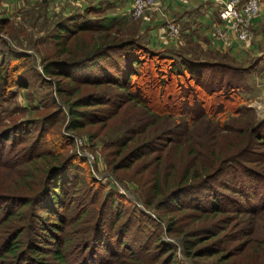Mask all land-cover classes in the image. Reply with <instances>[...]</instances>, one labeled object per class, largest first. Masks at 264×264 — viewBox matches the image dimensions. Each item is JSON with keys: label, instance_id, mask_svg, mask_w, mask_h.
<instances>
[{"label": "rangeland", "instance_id": "obj_1", "mask_svg": "<svg viewBox=\"0 0 264 264\" xmlns=\"http://www.w3.org/2000/svg\"><path fill=\"white\" fill-rule=\"evenodd\" d=\"M169 1L172 0H159L154 7L145 12L144 16L129 21L119 13L127 12L131 4L130 0H122V4L111 0H82L80 3L69 0H0V20L8 21L0 30V38L14 50L30 56L27 64L36 66L42 73L44 62L65 59L66 55L62 54L63 47L72 43L76 45L78 40L89 45L90 42L93 43L106 35L117 40H135L149 47V30L145 24L151 22L152 13H159L162 19L174 17L172 14L174 12L165 7V3ZM182 3H188V0H182ZM94 8H99V12L87 14ZM73 18L75 19L73 25L91 22L92 31L77 32L76 36L66 33L61 38V43L66 45L56 44L53 40L56 37L57 27L60 23H67ZM169 22L176 24L172 20ZM112 25L111 30L103 32ZM211 34L209 33L210 36ZM160 39L163 44L171 47L166 49L170 51L168 54L171 56L184 55L199 61L218 62L235 68L239 73L242 72L244 75V80L240 83L243 87L240 92L242 100L237 104H231L219 98L218 93L209 97L206 90L200 87L199 93L206 101L204 104L206 111L200 122L188 123L174 110L178 105L179 114L182 104L180 93L182 84L179 83L183 80L178 79V83L169 86L166 92V89L159 87L161 73L156 72L155 78L149 77L150 74L144 75L138 80L142 91L148 93L146 107L157 113V116L165 119L169 116V126L173 124L177 126L178 136L173 138V142L169 143L172 138H164L163 142H157L156 138L153 140L152 137L158 131L156 126L148 128L144 136L139 134L150 125L152 120L157 119L146 111L142 103H127L119 108L117 115L106 124H89L81 130L74 131L68 129V108L56 91V85L60 82L67 83V80L64 77H47L46 80L51 82V85L36 84L32 81L26 89H15L14 98L1 102L0 149L5 145V155L1 161L3 163L6 161L4 163L6 165L0 167V191L12 190L14 192L10 193H21L19 186L21 176L17 174L24 167L21 159L28 153L31 154L30 150L35 146V141L38 143L40 136L37 130L25 136L17 133L11 140L4 142L3 137L9 134L5 131L21 122H41L45 118L54 117L58 122L46 131L43 140L37 144V153L62 154L63 158L77 155L86 160L80 173L82 182L78 184L75 201L69 203L71 207L68 206L69 210L65 211L69 220L75 218L74 216L83 206L96 211L103 203L104 196L109 192H115L126 200L119 202L124 206V211L119 219L117 213L121 209L112 214L108 213V210L105 213L109 218L108 223L116 222L114 227H118L117 231L114 229L112 232L114 236L112 240L116 242L114 248L120 245V236H126L127 244L120 249L121 255L128 256L129 252L136 251L138 245L143 242V236L146 237L148 233L160 230L162 239L173 245V252L184 264H264V208L253 215L227 212L216 219L210 215L201 217L194 209L199 206L205 208L211 206L213 195H218L221 202L226 200L225 204L222 203L225 208L233 209L235 204H232L228 197L223 196L227 192L224 188L246 187L245 184L253 181L250 179L253 173H258L261 179L264 178V145L254 147L251 156L252 160L258 159L259 162L249 163L246 162V157L241 158L240 163L247 169L236 167L221 170L223 161L229 159V155L234 156L239 149L246 147L249 139L245 133L248 132V128L264 121V35L257 40L252 31L249 44L238 43L241 48L238 53L234 49L222 48L214 39L215 43L213 41L207 43L204 38L196 37L193 41V38H185L182 35L177 42H171L162 35ZM254 46H258V49L253 48ZM118 56L111 57L116 59ZM107 60L102 64L107 66L109 59ZM12 63L24 62L6 54L2 68H10ZM111 71L117 73L116 69ZM81 75L82 78L91 79L97 74L87 71ZM185 81L182 83L186 86L193 85L192 81ZM200 88H197V91ZM84 89L85 93H90L95 88L85 86ZM53 95L59 107L52 104ZM221 102L230 106L232 112L214 114ZM232 105H239L242 110L235 112ZM59 135L62 136V140L72 139L74 143L58 148L61 142L58 140ZM188 145L197 149L198 157H188L190 151ZM142 146H146L147 154L137 159L134 153ZM27 147H30L29 151L22 150ZM21 152L25 154L21 156ZM193 163L196 173L198 172L200 176L192 183L203 185L204 178L201 176L207 170L209 174H218V176L213 182L205 183L206 186L202 188L200 197H193L194 203H191L193 200L190 199L191 195L184 196L181 201L182 210H178L169 200L170 194L177 190L178 180L187 172L188 164ZM159 178L161 182L158 181ZM259 180L256 178L260 186L257 203L263 204L264 180ZM158 182L161 185V194H158V190H154ZM99 186L103 188L102 194H98ZM24 187L26 191L28 186L25 184ZM144 198L150 201V205L145 204ZM133 214L137 218H134ZM49 218L52 219V216ZM171 227L173 231L169 232ZM213 229L225 230L218 236H212ZM186 235L189 239L195 236L198 241L190 250L191 253H188L183 245ZM116 236L118 239L115 240ZM155 248L156 246L152 245L150 251L154 253ZM223 256L226 259L230 258L222 261Z\"/></svg>", "mask_w": 264, "mask_h": 264}, {"label": "trees", "instance_id": "obj_2", "mask_svg": "<svg viewBox=\"0 0 264 264\" xmlns=\"http://www.w3.org/2000/svg\"><path fill=\"white\" fill-rule=\"evenodd\" d=\"M97 12H99V8H94L87 14ZM74 22L73 18L69 19L67 23L59 24L56 37L53 40L56 44L66 45L61 43V38L66 33L76 36L77 32L92 31L91 22L73 25ZM7 23L8 21L5 19L0 20V30ZM112 27L113 25L108 30L99 31L108 32ZM78 38L80 39V37ZM4 46L5 49H3ZM62 52L66 55L65 59L44 62L41 73L36 66L27 64L30 56L14 50L4 39L0 38V109L1 102L15 97L13 93L15 89H26L32 81H35L36 84L51 85L52 83L46 80L47 77H64L67 83L57 84L56 91L68 108V129L78 131L89 124H106L108 120L117 115V110L127 103H142L146 107L148 93L142 91L138 79L149 74V77H154L156 72L161 73L159 87L166 89V92L169 86L178 83V79H182L184 82H186L185 80L193 82V85L186 86L180 80L182 104L179 114L178 105L174 108L177 115H180L188 123L189 121L195 124L200 122L206 111L204 105L206 101L199 93L201 88L206 90L209 97L218 93L219 98L231 104H237L242 100L240 92L243 87L240 83L243 82L244 75L226 64L199 61L184 55L171 56L168 54L170 51L166 49L153 50L150 46L147 47L135 40H117L106 35L93 43L90 42L89 45L78 40L76 45L72 43L63 47ZM6 54L24 63H12L10 68L3 69ZM112 55L119 56L114 59L111 57ZM107 59L111 65L102 64ZM113 69H116L117 73L111 71ZM87 71L96 72L97 75L91 79L82 78L81 74ZM85 86H92L95 89L90 93H85ZM197 88L200 90L197 91ZM74 97L77 98L74 100ZM51 102L58 106L54 95ZM232 108L235 112L242 110L239 105H232ZM145 109L157 119L152 120L150 125L143 131L141 130L139 134L144 136L148 128L156 126L158 131L152 135L153 140L156 138L157 142H163L164 138H172L169 143L173 142V138L178 136V132L175 124L172 123L174 127L169 126V116L165 119L162 116H157V113L152 112L149 108ZM227 111L232 112L230 106L223 105L221 102L214 114H222ZM1 117L2 113H0V121ZM56 122L58 120L54 117H48L41 122H21L5 131L9 134L3 137L4 142L11 140L17 133L25 136L37 130L40 136L38 143L35 141V146L31 150V146L22 149L23 151L29 149L32 152L21 159L24 167L17 173L21 176L19 185L21 193H10L14 192L12 190L4 191L5 193L0 191V264H184L173 252V245L162 239L160 230L148 233L146 237L143 236V242L138 245V249L129 252L128 256L120 254V249L127 244L125 235L120 236V245L114 248L116 242L112 240L114 238L112 232L114 229L117 231L118 227H114L116 222L108 223L109 218L106 217L105 212L108 210V213L112 214L121 209V211H117L119 219L124 211V206L119 202L126 201L123 196L115 192L107 193L103 203L96 211L83 206L74 216L75 218L68 219L65 211L71 207L69 203L75 201L78 184L82 182L80 173L86 160L77 155L63 158L62 154L37 153V144L43 140L46 131ZM165 124L166 126H164ZM245 135L249 139L246 147L239 149L234 156L229 155L230 158L223 161L221 170L236 167L245 169L246 167L240 163L241 158L245 157L246 162L249 163L260 161L252 160L251 156L254 153V147L264 145V121L257 126L248 128ZM58 137V140H61L58 148L74 143L72 139L64 141L61 135ZM146 146L135 151L134 155L137 159L146 156ZM188 146L190 147L188 157H198L197 149ZM0 150L1 167L6 165L4 164L6 161L4 163L1 161L5 155V145H2ZM24 154L21 152L20 155ZM40 160L43 162L40 163ZM188 166L187 172L178 180L177 190L173 193L171 191L172 194L169 198L178 210H182L181 201L184 196L191 195L190 199L200 197L205 183L213 182L218 176V174H209L207 170L201 176L204 178V184H194L192 181L200 175L198 172L196 173L194 163L188 164ZM255 177L260 179L259 181L264 180L258 173H253L250 178L253 181L245 184L246 187L224 188L230 193L222 194L224 197H228L227 199H230L232 204H235L233 209L225 208L222 203L226 200L221 202L218 195H213L211 206L207 208L194 207L195 213L200 214L201 217L210 215L216 219L219 215H225L227 212L252 215L260 212L264 208V202L263 204L257 203L259 202L257 198L260 196V186ZM158 181L161 182L160 178ZM159 182L154 190H158V194H161ZM25 184L28 186L26 191L24 190ZM95 184L97 183L95 182ZM98 188V194H102L103 188L100 186ZM144 200L146 205H150L147 198ZM194 202L193 199L191 203ZM51 216L52 219L49 218ZM133 217L135 218L136 215L133 214ZM132 228L134 227L132 226ZM215 230L212 236L220 235L225 229ZM172 231L173 228H169V232ZM116 239H118L117 236ZM197 243L195 236L189 239V236L186 235L183 241L184 248L188 253H191L190 250ZM152 245L156 246L154 253L150 251ZM227 259L224 256L221 258L222 261Z\"/></svg>", "mask_w": 264, "mask_h": 264}, {"label": "built area", "instance_id": "obj_3", "mask_svg": "<svg viewBox=\"0 0 264 264\" xmlns=\"http://www.w3.org/2000/svg\"><path fill=\"white\" fill-rule=\"evenodd\" d=\"M36 1V0H34ZM58 1V0H53ZM81 2L82 0H69ZM131 4L123 18L134 21L156 5L159 0H130ZM218 5L219 22L212 24L211 33L215 42L222 48L230 50L235 42L249 44L254 23L260 15L264 0H213ZM180 28L169 22L163 29L162 36L171 42H177L181 38ZM165 40V39H164Z\"/></svg>", "mask_w": 264, "mask_h": 264}, {"label": "crops", "instance_id": "obj_4", "mask_svg": "<svg viewBox=\"0 0 264 264\" xmlns=\"http://www.w3.org/2000/svg\"><path fill=\"white\" fill-rule=\"evenodd\" d=\"M115 1L119 4L122 2V0H111V2ZM118 3H116V5ZM165 7H168V9L174 12L172 13L174 17L171 16L162 19L159 13H152L151 22L145 24L149 30L148 43L151 47L158 49H171L167 44H163V42L160 41L163 29L166 27L168 21L171 20L176 22L181 30L182 36H185V38H193V41L196 40L195 37L197 39L204 38L207 43H209V41H211V43L212 41L214 42L213 36H210L209 33L211 34L212 24L219 22V8L215 1L188 0V3L184 4L182 3V0H176L175 2L172 0L165 3ZM118 10H120V8ZM122 10H124V8H122ZM122 12L123 11L119 13L121 16L125 14ZM253 32L256 35L257 40L261 39L264 35V4L261 8L260 16L255 21ZM253 48L258 49V46H254ZM232 49L236 50L237 53L241 50L237 42H235Z\"/></svg>", "mask_w": 264, "mask_h": 264}]
</instances>
